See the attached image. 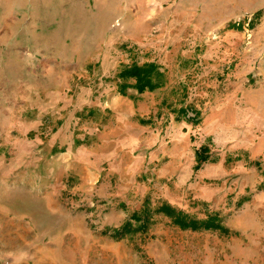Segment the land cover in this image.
<instances>
[{
	"label": "rangeland",
	"instance_id": "rangeland-1",
	"mask_svg": "<svg viewBox=\"0 0 264 264\" xmlns=\"http://www.w3.org/2000/svg\"><path fill=\"white\" fill-rule=\"evenodd\" d=\"M0 264H264V0H0Z\"/></svg>",
	"mask_w": 264,
	"mask_h": 264
},
{
	"label": "trees",
	"instance_id": "trees-1",
	"mask_svg": "<svg viewBox=\"0 0 264 264\" xmlns=\"http://www.w3.org/2000/svg\"><path fill=\"white\" fill-rule=\"evenodd\" d=\"M155 68L156 65L153 63H146L142 66H132L130 68L123 69V71L120 72V76L124 77L125 75L136 78L135 86L138 91H143L146 87L153 89L156 86V83H153L152 77H150L149 74L154 72ZM200 158H202V156ZM151 212H163L171 218L172 223H175L184 229L191 228L193 230H199L203 228H222L219 217L215 215H209V217L203 218L202 220L194 219L189 216L187 217L180 209H176L167 203H161L153 211L144 205L140 211L130 214V219L118 229L116 232L117 235H123L131 231H146L151 220ZM131 220L140 223L134 227Z\"/></svg>",
	"mask_w": 264,
	"mask_h": 264
},
{
	"label": "crops",
	"instance_id": "crops-1",
	"mask_svg": "<svg viewBox=\"0 0 264 264\" xmlns=\"http://www.w3.org/2000/svg\"><path fill=\"white\" fill-rule=\"evenodd\" d=\"M242 117H243V114H242V112H241V118H242ZM243 145H245L244 142H243Z\"/></svg>",
	"mask_w": 264,
	"mask_h": 264
}]
</instances>
